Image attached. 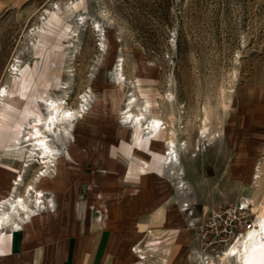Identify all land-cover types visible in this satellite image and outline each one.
Here are the masks:
<instances>
[{"label": "rangeland", "instance_id": "374dc122", "mask_svg": "<svg viewBox=\"0 0 264 264\" xmlns=\"http://www.w3.org/2000/svg\"><path fill=\"white\" fill-rule=\"evenodd\" d=\"M52 101L74 121L43 129L54 155L31 160L26 141ZM131 101L163 123L154 150L174 132L175 170L133 154L147 143L125 120ZM11 192L38 216L8 242L26 227L116 224L138 233L140 260L144 242L166 241L172 256L206 264L205 215L244 202L256 225L264 205V0H0V200Z\"/></svg>", "mask_w": 264, "mask_h": 264}, {"label": "crops", "instance_id": "0c3cea01", "mask_svg": "<svg viewBox=\"0 0 264 264\" xmlns=\"http://www.w3.org/2000/svg\"><path fill=\"white\" fill-rule=\"evenodd\" d=\"M136 206H143L142 200H137ZM158 210L165 211L161 206H158ZM167 222L169 224L167 223L166 228L174 223L169 220ZM167 234H163L162 237ZM148 236L152 238L151 231L148 232ZM138 238L136 231L125 234L116 224L104 228L98 225L93 228L85 227L75 234L58 232L50 236L45 235L41 229L34 227L31 230L26 227L15 240L13 236L10 242L6 238L1 240L0 264H191L184 255L174 253L172 256L168 251V245H164L166 241L144 242L146 244L140 247L143 249H137V254L145 257L140 260L132 252L139 241ZM160 250H164L162 254L167 258L161 256L158 260L157 258L150 260Z\"/></svg>", "mask_w": 264, "mask_h": 264}, {"label": "bare ground", "instance_id": "6f19581e", "mask_svg": "<svg viewBox=\"0 0 264 264\" xmlns=\"http://www.w3.org/2000/svg\"><path fill=\"white\" fill-rule=\"evenodd\" d=\"M133 106L134 101H131L128 105V116H126L125 120L139 129L144 128L139 133L143 136L142 140L147 143L148 148V152L136 148L133 150V154L147 155L152 160V154H156L164 161V165H167L171 170H175L178 164V158L175 151L174 132H170L168 134V139L164 141L166 148H164V150L162 149L163 152L162 150H154L156 143L161 142L159 138L164 134L163 123L157 118L146 120V116L141 112L139 114H134L132 110ZM48 108L52 110L50 117L47 119L49 122L46 120L42 127V120L39 118L35 120V125L26 141L27 147L30 149L29 153L31 155L29 157L31 160H33L34 155H36V151H39L43 159H51L54 153L47 142L48 136L45 135V132L52 131L56 121L63 125H70L74 121L72 113L69 110H63L57 102L52 101ZM43 129L45 132H43ZM49 163V161L43 162L47 167ZM46 176H51L49 167L43 174V177ZM22 181V178H20L15 185L19 186ZM34 190V187H29L26 193L31 194ZM34 192L37 194L34 205L38 206V204H43L42 191L35 190ZM36 216H38V212L29 206L25 197L16 196L15 192H11L6 198L0 200V242L6 238L9 233L12 234L14 231L22 230L24 224L32 221ZM219 258L220 264L226 262L230 263L232 260L235 261L236 264H264V205L261 206L258 211L256 225L239 239L226 255H222ZM142 259H145V257H142Z\"/></svg>", "mask_w": 264, "mask_h": 264}, {"label": "built area", "instance_id": "2783aa9c", "mask_svg": "<svg viewBox=\"0 0 264 264\" xmlns=\"http://www.w3.org/2000/svg\"><path fill=\"white\" fill-rule=\"evenodd\" d=\"M251 205L244 202L223 205L205 215L197 233L199 258L211 264L213 257L226 255L255 226Z\"/></svg>", "mask_w": 264, "mask_h": 264}]
</instances>
